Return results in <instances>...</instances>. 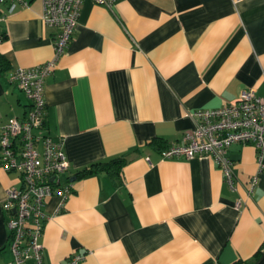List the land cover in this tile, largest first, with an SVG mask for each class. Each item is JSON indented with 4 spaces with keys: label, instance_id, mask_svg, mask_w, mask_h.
<instances>
[{
    "label": "crops",
    "instance_id": "obj_1",
    "mask_svg": "<svg viewBox=\"0 0 264 264\" xmlns=\"http://www.w3.org/2000/svg\"><path fill=\"white\" fill-rule=\"evenodd\" d=\"M0 24V125L30 101L8 75L54 56L56 29L41 3ZM254 89L264 99V0H83L73 38L45 80V127L62 136L71 184L45 200L43 264H264V171L251 145L228 157L236 188L209 157L164 159L194 127L192 114ZM165 143L156 149L153 139ZM123 157L120 181L93 163ZM257 178L252 186L253 177ZM19 175L0 166V264L9 248L6 191ZM237 203L238 206H237ZM27 264H34L28 260Z\"/></svg>",
    "mask_w": 264,
    "mask_h": 264
},
{
    "label": "built area",
    "instance_id": "obj_2",
    "mask_svg": "<svg viewBox=\"0 0 264 264\" xmlns=\"http://www.w3.org/2000/svg\"><path fill=\"white\" fill-rule=\"evenodd\" d=\"M41 21L56 29L54 56L46 63L29 68L18 67L8 75L30 101L24 119L11 118L0 125V166L19 175L21 186L6 191L2 209L7 215L9 248L13 259L8 264H43V246L39 239L46 215L45 200L54 191L64 202L71 195V184L62 176L69 169L62 136L52 137L45 127V80L73 38L83 0H39ZM119 0H94L111 9ZM32 0H0V24L7 19L2 11L27 8ZM4 37L0 35V41ZM194 127L181 143L162 151L164 159L209 157L220 169L231 189L236 188L233 165L228 151L233 144L251 145L257 153L258 172L264 171V99L254 89L244 90L238 100L217 109L198 110L192 114ZM257 178L252 179V186ZM239 203H237L238 206ZM83 256H73L68 264H78Z\"/></svg>",
    "mask_w": 264,
    "mask_h": 264
},
{
    "label": "trees",
    "instance_id": "obj_3",
    "mask_svg": "<svg viewBox=\"0 0 264 264\" xmlns=\"http://www.w3.org/2000/svg\"><path fill=\"white\" fill-rule=\"evenodd\" d=\"M5 59L0 56V67L5 65ZM156 149H164L165 143L160 139H153L150 143ZM126 160L123 157H116L107 161L93 163L87 168L82 169L77 173L78 177H84L86 175L97 174L99 172H105L113 177L117 182L120 181V175L122 167L125 165Z\"/></svg>",
    "mask_w": 264,
    "mask_h": 264
}]
</instances>
